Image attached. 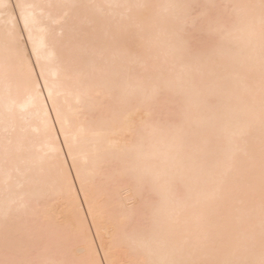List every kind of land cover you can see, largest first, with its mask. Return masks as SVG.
<instances>
[{
	"label": "bare ground",
	"instance_id": "6f19581e",
	"mask_svg": "<svg viewBox=\"0 0 264 264\" xmlns=\"http://www.w3.org/2000/svg\"><path fill=\"white\" fill-rule=\"evenodd\" d=\"M0 264H264V0H0Z\"/></svg>",
	"mask_w": 264,
	"mask_h": 264
},
{
	"label": "snow or ice",
	"instance_id": "6c2138e0",
	"mask_svg": "<svg viewBox=\"0 0 264 264\" xmlns=\"http://www.w3.org/2000/svg\"><path fill=\"white\" fill-rule=\"evenodd\" d=\"M4 7H7L6 5H3ZM27 25H28V21H27V19H25V27H27Z\"/></svg>",
	"mask_w": 264,
	"mask_h": 264
}]
</instances>
